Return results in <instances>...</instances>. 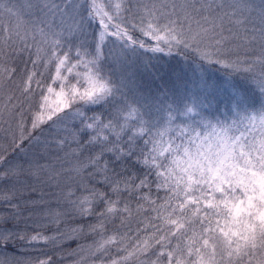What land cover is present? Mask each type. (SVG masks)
<instances>
[{
  "label": "snow or ice",
  "instance_id": "6c2138e0",
  "mask_svg": "<svg viewBox=\"0 0 264 264\" xmlns=\"http://www.w3.org/2000/svg\"><path fill=\"white\" fill-rule=\"evenodd\" d=\"M65 261L264 264V0H0V264Z\"/></svg>",
  "mask_w": 264,
  "mask_h": 264
},
{
  "label": "trees",
  "instance_id": "16d2710c",
  "mask_svg": "<svg viewBox=\"0 0 264 264\" xmlns=\"http://www.w3.org/2000/svg\"><path fill=\"white\" fill-rule=\"evenodd\" d=\"M170 63H172L176 68H179L180 71H181V70H186L185 67H184V65H183V63H181V64H179V65H177L175 61H170ZM210 72L215 73L213 70H210ZM216 74H217V73H216ZM71 247L74 248L75 245L73 244V245H71ZM64 264H68V262L65 261Z\"/></svg>",
  "mask_w": 264,
  "mask_h": 264
},
{
  "label": "rangeland",
  "instance_id": "374dc122",
  "mask_svg": "<svg viewBox=\"0 0 264 264\" xmlns=\"http://www.w3.org/2000/svg\"><path fill=\"white\" fill-rule=\"evenodd\" d=\"M176 70L179 72L180 71V69L179 68H176ZM211 73V75L213 76V77H216L218 74H216V73H212V72H210Z\"/></svg>",
  "mask_w": 264,
  "mask_h": 264
}]
</instances>
